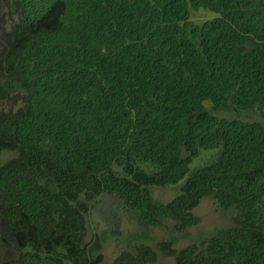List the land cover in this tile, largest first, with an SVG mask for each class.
<instances>
[{"label":"trees","instance_id":"trees-1","mask_svg":"<svg viewBox=\"0 0 264 264\" xmlns=\"http://www.w3.org/2000/svg\"><path fill=\"white\" fill-rule=\"evenodd\" d=\"M0 264H264V0H0ZM206 12L198 22L192 15ZM204 151L202 165L192 168ZM178 187L162 203L156 188ZM108 228L94 232V211ZM142 231L105 261L122 218ZM136 238L138 240H136ZM140 240V241H139Z\"/></svg>","mask_w":264,"mask_h":264},{"label":"rangeland","instance_id":"rangeland-1","mask_svg":"<svg viewBox=\"0 0 264 264\" xmlns=\"http://www.w3.org/2000/svg\"><path fill=\"white\" fill-rule=\"evenodd\" d=\"M212 15L206 12H198L192 15V19L198 22L211 18ZM3 21V14L0 11V25ZM1 29V26H0ZM216 151H204L198 159H196L192 165V168L200 166L205 161V154L213 153ZM178 194V187L168 188H156L154 190V196L162 203H168L172 201ZM195 214L200 217L201 222L187 229L185 232H176L172 230V224L170 221L165 222L158 228H153L148 234V238L141 239L142 242L152 247L157 254V264H176L175 256H165L158 249L157 244L161 241L176 238L179 243L175 246V249L181 250L193 243H199L205 238L216 234L219 231L225 230L230 227L231 220L229 215L222 214L217 211L214 200L212 197L205 198L201 204L194 210ZM94 232L101 233L106 230L109 222V212L107 209L94 211L91 218ZM141 235L142 231L138 226L128 220L127 217L122 218V224L119 228V234L115 237H109V240L104 244L103 253L105 261L108 263L113 260L124 250L132 251L133 242L130 244L132 235ZM136 240H138L136 238ZM140 241V240H139ZM10 254H5V249L0 247V262L9 260Z\"/></svg>","mask_w":264,"mask_h":264}]
</instances>
